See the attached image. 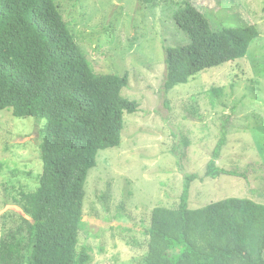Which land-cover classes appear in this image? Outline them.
Returning <instances> with one entry per match:
<instances>
[{
	"label": "rangeland",
	"instance_id": "1",
	"mask_svg": "<svg viewBox=\"0 0 264 264\" xmlns=\"http://www.w3.org/2000/svg\"><path fill=\"white\" fill-rule=\"evenodd\" d=\"M56 1L95 71L128 74L123 95L139 104L137 113L124 115L121 145L101 150L89 170L80 246L89 248L90 264H144L153 208L178 204L188 174L205 177L231 114L228 144L217 163L247 171L248 178H198L189 206L228 197L264 203V0H190L214 28L252 24L260 35L244 58L168 92L164 44L188 41L172 19V7L140 0ZM213 87L223 88V94L212 97ZM43 125L35 117H16L9 108L0 111V244L22 216L30 218L21 191L40 184Z\"/></svg>",
	"mask_w": 264,
	"mask_h": 264
},
{
	"label": "trees",
	"instance_id": "2",
	"mask_svg": "<svg viewBox=\"0 0 264 264\" xmlns=\"http://www.w3.org/2000/svg\"><path fill=\"white\" fill-rule=\"evenodd\" d=\"M161 2L172 7V19L188 39L164 44L167 92L244 58L260 35L252 24L214 28L190 0H140ZM129 85L128 74L95 71L56 0H0V111L44 121L40 184L21 191L30 218L22 216L2 236L0 264L91 263L89 248L80 246L86 182L99 152L121 145L125 113L139 111L123 95ZM210 92L217 98L224 90ZM231 115L222 123L205 177L248 178L247 171L217 163L228 144ZM205 177L188 174L178 204L153 208L144 264H264V203L228 197L193 209L191 184Z\"/></svg>",
	"mask_w": 264,
	"mask_h": 264
}]
</instances>
